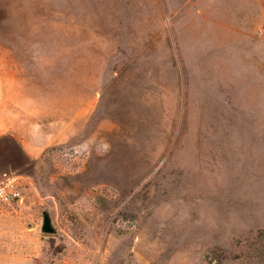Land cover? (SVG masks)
I'll list each match as a JSON object with an SVG mask.
<instances>
[{
    "label": "rangeland",
    "instance_id": "rangeland-1",
    "mask_svg": "<svg viewBox=\"0 0 264 264\" xmlns=\"http://www.w3.org/2000/svg\"><path fill=\"white\" fill-rule=\"evenodd\" d=\"M2 155L0 264H264V0H0Z\"/></svg>",
    "mask_w": 264,
    "mask_h": 264
},
{
    "label": "built area",
    "instance_id": "built-area-1",
    "mask_svg": "<svg viewBox=\"0 0 264 264\" xmlns=\"http://www.w3.org/2000/svg\"><path fill=\"white\" fill-rule=\"evenodd\" d=\"M7 186H0V200L3 202H10L19 197L18 192L6 190Z\"/></svg>",
    "mask_w": 264,
    "mask_h": 264
},
{
    "label": "crops",
    "instance_id": "crops-1",
    "mask_svg": "<svg viewBox=\"0 0 264 264\" xmlns=\"http://www.w3.org/2000/svg\"><path fill=\"white\" fill-rule=\"evenodd\" d=\"M18 148H19V150H18ZM11 153H13V154H17V155H20L21 156V158L23 159V157H24V155L26 154V152H25V150L22 148V146H18V144L16 143V141H14V143H13V148H12V150L10 149V150H8V153H6V154H8V155H11ZM6 159V155H2V156H0V160H5ZM4 163V162H3Z\"/></svg>",
    "mask_w": 264,
    "mask_h": 264
},
{
    "label": "water",
    "instance_id": "water-1",
    "mask_svg": "<svg viewBox=\"0 0 264 264\" xmlns=\"http://www.w3.org/2000/svg\"><path fill=\"white\" fill-rule=\"evenodd\" d=\"M41 230L43 233H46V234L54 233V229L51 226L50 219L48 215L46 214L43 215V223H42Z\"/></svg>",
    "mask_w": 264,
    "mask_h": 264
}]
</instances>
